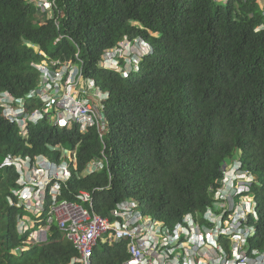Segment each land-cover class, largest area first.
I'll return each instance as SVG.
<instances>
[{
  "label": "trees",
  "instance_id": "trees-1",
  "mask_svg": "<svg viewBox=\"0 0 264 264\" xmlns=\"http://www.w3.org/2000/svg\"><path fill=\"white\" fill-rule=\"evenodd\" d=\"M53 15L28 0H0V91L21 97L38 81L31 64L44 59L81 66L85 81L108 93L104 106L106 165L82 177L101 158L94 129L80 134L42 121L23 138L0 110V264H68L77 252L56 224L44 243L23 242L17 220L36 217L10 205L15 184L7 156L44 154L58 165L60 152L76 147V169L60 200L86 190L93 212L108 217L122 200L173 227L187 213L211 206L223 172L237 159L254 177L250 187L258 221L251 246L264 248V30L260 0H48ZM45 17V15H44ZM41 19H45L41 21ZM124 38L151 46L138 70L125 77L99 67L102 54ZM77 54L76 60L75 55ZM81 64H80V62ZM16 202V199L13 198ZM47 200L40 217L45 225ZM17 248L23 250L18 254ZM126 243L98 242L93 264H123Z\"/></svg>",
  "mask_w": 264,
  "mask_h": 264
},
{
  "label": "clouds",
  "instance_id": "clouds-1",
  "mask_svg": "<svg viewBox=\"0 0 264 264\" xmlns=\"http://www.w3.org/2000/svg\"><path fill=\"white\" fill-rule=\"evenodd\" d=\"M28 2L36 7L43 14V17L44 15L46 17L48 11L53 13L55 7L54 1L28 0ZM151 52V46L143 40L131 42L124 38L116 48L106 50L102 54L99 67L125 77L137 72L142 58L150 55ZM75 58L79 60L77 54ZM31 66L38 76L37 84L32 90L21 97H15L7 90L0 91V110L3 119L10 124H14L23 138L27 136L28 125H36L42 121L52 127L65 130H71L75 126L80 134H86L90 129H94L102 144V157L89 161L79 174L82 177H87L101 172L107 167L103 151L105 148L104 135L107 131L104 104L108 99V93L96 89L94 84L85 81L81 74L82 67H78L76 63L57 59H44L37 64H31ZM91 89L94 90L93 93H90ZM73 100L77 104L86 101L87 104L93 105L100 115L98 123L95 122L88 126L81 119H77L71 113H68ZM46 148L50 152H60L62 157L60 164L55 165L44 154L34 155L33 157L12 155L7 156L3 161V165L13 168L17 176L15 181L17 187L11 190V196L8 197L9 204L18 207L23 206L25 210L36 217L35 220H30L23 215L17 220V233L20 235L28 233L26 241L23 242L22 248H24V251L28 250V245L40 244L46 241L50 225L47 224L46 220V224L42 225L39 216L44 211L46 201L49 200L51 204L53 196L56 197L57 202L67 201L60 200L61 187L70 180L71 169L77 172L76 147L73 150L64 149L59 145L55 147L47 146ZM93 163H100L102 166L89 173L88 168ZM35 171H38L39 175H36ZM30 179H36L39 184L37 186L26 185V182ZM253 182L254 177L252 174L242 169L239 160L235 159L231 166L223 172L219 181L220 186L213 193L211 206L207 207L201 216L193 213L185 214L173 227H167L163 222L144 215L140 204L135 200L126 199L118 202L109 211L108 217H102L93 212L92 195L86 190L81 191L90 195L91 205L80 203L77 199L80 191L76 195L77 201L71 203L80 204L83 208L90 210L91 213L107 219L111 225L115 222L121 224L129 222V229L133 230L135 243L144 246L142 253V257L145 258L144 261L149 258L150 254L148 255V253L155 248L158 251L168 252V250H171L172 253L169 256L172 257L181 242L187 241L188 247L186 249L193 258L194 264H236L240 256H243L249 263L255 264L256 261L263 260L264 262V248L252 247L251 242H249L257 233L254 224L258 221L256 203L250 195V187ZM226 188L232 192L231 195L221 194V191ZM13 191H24L25 197L20 199L18 196L13 195ZM228 197L232 198V202H228ZM13 198L16 199V202ZM20 204L23 205L20 206ZM122 204L127 205V207L136 204V207L133 208L134 213L129 214V217H124L126 221L112 214L113 211L119 212L118 206ZM41 230L45 231L44 237L40 233ZM184 232L187 233L186 239L184 238ZM64 238L72 245L65 236ZM99 241L109 244L125 242L129 258L123 264H129L132 261L133 256L129 251L130 239L114 240L106 235L97 240L94 248ZM72 247L74 248L73 245ZM22 248H17L15 252L19 254L23 250ZM74 250L78 256L72 258L68 264H71L73 259L80 257L78 251L75 248ZM92 254L90 256L91 263ZM151 264L153 263L151 262Z\"/></svg>",
  "mask_w": 264,
  "mask_h": 264
},
{
  "label": "built area",
  "instance_id": "built-area-1",
  "mask_svg": "<svg viewBox=\"0 0 264 264\" xmlns=\"http://www.w3.org/2000/svg\"><path fill=\"white\" fill-rule=\"evenodd\" d=\"M216 2H221L225 0H214ZM262 2V16L263 22L255 29V32L264 30V0H260ZM49 6V5H45ZM72 107H69L68 113H71L72 116L77 119H81L83 123L86 125H91L100 119V115L98 111L93 107V105L87 104L86 101L81 104H77L73 100L71 103ZM62 106V105H61ZM103 159H105L103 157ZM100 163H93L89 168L88 172L91 173L98 167H101ZM36 175H39L38 171L34 172ZM47 175V173H46ZM39 182L36 179H30L26 182V185L37 186ZM32 190V189H30ZM58 194V192H56ZM14 196H18V198L22 199L25 197V192H15L13 191ZM77 199L80 203H89L91 205L90 195L84 191H80L77 195ZM228 202H232V198L228 197ZM23 204H20V206ZM28 208V206H26ZM136 207V204H132L130 207L122 204L118 206L119 212L113 211L112 214L117 217H121L122 220L126 219L124 217H129V214L134 213L133 208ZM46 222L48 225L56 224L58 229L63 233L66 239L72 243L74 248L78 251L80 257L78 259H73L71 264H92L91 263V254L94 246L98 239L105 237L108 235L109 238L114 240H120L123 238H128L131 241V245L129 246V251L133 256L132 263H143L147 262L148 264H194L193 258L190 253L186 249L188 247V242L183 241L178 246L177 251L174 253L172 257L169 254L172 253L171 250L168 252L164 250H157L155 248L150 253H148L149 258L145 260L142 257V253L144 250V246H139L135 243V236L132 233L133 230L129 229V222H124L121 224L120 222H115V224L111 225L107 219L101 218L100 216L91 213L90 210L83 208L80 204L71 203L67 201L57 202L55 196L52 198V202L49 206V210L47 213ZM23 224V223H22ZM217 230V229H216ZM41 235L45 236V231H40ZM184 238L186 239L187 233L184 232ZM263 260L256 261L255 264H263ZM236 264H251L245 260L243 256L239 257V261Z\"/></svg>",
  "mask_w": 264,
  "mask_h": 264
},
{
  "label": "rangeland",
  "instance_id": "rangeland-1",
  "mask_svg": "<svg viewBox=\"0 0 264 264\" xmlns=\"http://www.w3.org/2000/svg\"><path fill=\"white\" fill-rule=\"evenodd\" d=\"M51 17H52V13L48 11V12L46 13V17H43V18H51ZM44 20H45V19H41V21H44ZM93 92H94V90L91 89V90H90V93H93ZM221 194H223V195H231L232 192L229 191L228 188H226L225 190H222V191H221Z\"/></svg>",
  "mask_w": 264,
  "mask_h": 264
}]
</instances>
